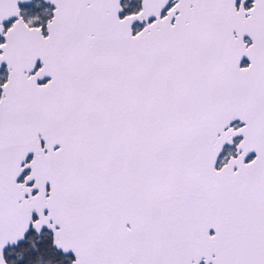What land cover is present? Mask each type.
<instances>
[{"label": "snow or ice", "instance_id": "6c2138e0", "mask_svg": "<svg viewBox=\"0 0 264 264\" xmlns=\"http://www.w3.org/2000/svg\"><path fill=\"white\" fill-rule=\"evenodd\" d=\"M0 264H264V0H0Z\"/></svg>", "mask_w": 264, "mask_h": 264}]
</instances>
